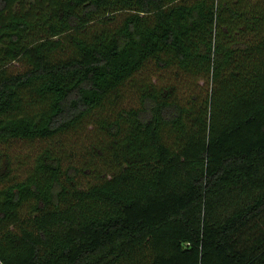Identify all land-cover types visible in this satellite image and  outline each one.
<instances>
[{
  "label": "trees",
  "instance_id": "obj_1",
  "mask_svg": "<svg viewBox=\"0 0 264 264\" xmlns=\"http://www.w3.org/2000/svg\"><path fill=\"white\" fill-rule=\"evenodd\" d=\"M89 126L0 172L4 264H264V0H0V142Z\"/></svg>",
  "mask_w": 264,
  "mask_h": 264
},
{
  "label": "rangeland",
  "instance_id": "obj_2",
  "mask_svg": "<svg viewBox=\"0 0 264 264\" xmlns=\"http://www.w3.org/2000/svg\"><path fill=\"white\" fill-rule=\"evenodd\" d=\"M25 68L22 62L13 63L9 69L12 72L21 71ZM155 68V67H154ZM175 71L172 69H153L152 78L157 82L159 86H165L168 83L176 82L174 78ZM123 106H134L139 103V94L136 87L128 84L124 90ZM95 126H89L82 130L74 131L70 130L58 134L49 139H36V140H19L10 144H4L0 142V153H8V159H4L0 163V172L8 169V163L12 168V180L23 178L26 175L27 169L34 162L36 155L44 149L46 146H51L54 149L62 150L65 163L76 164L81 168L87 165L95 167L96 164L102 166L104 164L103 157L99 158L93 153L95 161H89L91 158L90 152L92 146L100 145V136L95 133ZM98 160V161H97ZM83 182L91 183L98 180L94 173L81 174ZM10 180H6L4 183H9Z\"/></svg>",
  "mask_w": 264,
  "mask_h": 264
},
{
  "label": "built area",
  "instance_id": "obj_3",
  "mask_svg": "<svg viewBox=\"0 0 264 264\" xmlns=\"http://www.w3.org/2000/svg\"><path fill=\"white\" fill-rule=\"evenodd\" d=\"M0 264H4V262H2V261L0 260Z\"/></svg>",
  "mask_w": 264,
  "mask_h": 264
}]
</instances>
